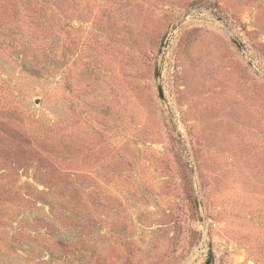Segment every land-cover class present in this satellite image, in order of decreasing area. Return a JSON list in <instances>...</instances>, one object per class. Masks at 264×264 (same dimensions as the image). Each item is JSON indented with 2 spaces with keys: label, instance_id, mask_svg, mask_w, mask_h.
Here are the masks:
<instances>
[{
  "label": "rangeland",
  "instance_id": "374dc122",
  "mask_svg": "<svg viewBox=\"0 0 264 264\" xmlns=\"http://www.w3.org/2000/svg\"><path fill=\"white\" fill-rule=\"evenodd\" d=\"M0 264H264V0H0Z\"/></svg>",
  "mask_w": 264,
  "mask_h": 264
},
{
  "label": "water",
  "instance_id": "95a60500",
  "mask_svg": "<svg viewBox=\"0 0 264 264\" xmlns=\"http://www.w3.org/2000/svg\"><path fill=\"white\" fill-rule=\"evenodd\" d=\"M237 44H238V48H239L242 52H244L243 45H242L241 43H239V42H237ZM165 48H166V42H165V44H164V46H163V51H164ZM163 51H162V56H163V53H164ZM157 76H158V78L160 79V72H159V71H158ZM161 95H163V94L161 93Z\"/></svg>",
  "mask_w": 264,
  "mask_h": 264
}]
</instances>
